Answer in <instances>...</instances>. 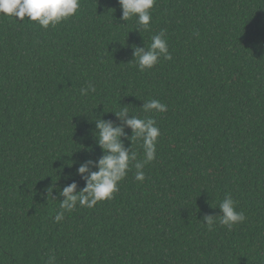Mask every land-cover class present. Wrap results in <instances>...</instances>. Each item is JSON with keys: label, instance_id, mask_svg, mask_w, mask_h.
<instances>
[{"label": "trees", "instance_id": "trees-1", "mask_svg": "<svg viewBox=\"0 0 264 264\" xmlns=\"http://www.w3.org/2000/svg\"><path fill=\"white\" fill-rule=\"evenodd\" d=\"M150 11L139 31L118 0H80L47 29L0 14V264H264V0ZM162 30L172 58L141 71L133 47ZM152 99L167 111L145 112ZM122 105L160 130L144 181L132 161L112 199L55 221L62 197L41 194L68 176L84 186L77 167L102 154L93 120L120 124ZM229 194L246 220L209 231Z\"/></svg>", "mask_w": 264, "mask_h": 264}, {"label": "clouds", "instance_id": "clouds-1", "mask_svg": "<svg viewBox=\"0 0 264 264\" xmlns=\"http://www.w3.org/2000/svg\"><path fill=\"white\" fill-rule=\"evenodd\" d=\"M155 0H118L121 8L122 21L135 18L139 30H148L151 22V9ZM80 7V0H0V14L14 17L18 21L25 18L32 22H37L44 29L55 27L63 20L74 16ZM133 58H135L138 68L143 71L151 69L163 57L170 60L171 54L168 51V44L165 32L151 37V43L145 47H133ZM93 85L80 90L81 95L95 92ZM142 108L145 112H166L167 106L158 100L152 99L143 102ZM120 124L112 120L95 118V130L93 136L96 145L101 150V155L95 160H86L79 164L76 175L83 181V187L78 189V183L71 176L65 177L71 182L66 183L62 188L57 181L51 184L41 194L45 200L51 197L53 200L60 199V210L57 211L54 220L64 219L66 212L73 211L77 205L81 207H94L98 202L112 199L113 194L119 191L118 184L122 181L130 168V163L135 161V180L143 182L145 179L144 166L155 159L156 143L160 136V130L156 126L154 118H141L138 115H131L129 109L123 105L119 111L111 112ZM125 127L130 129L131 135L125 132ZM130 141V145L125 147L124 140ZM141 141L144 152L143 160H137V153L131 150L132 141ZM58 195H53V191ZM219 214L205 215L202 222L213 229V225L218 221L220 225L231 230L234 225L243 223L246 216L242 211H237L235 201L231 195H225L218 205ZM55 255H50L47 264H54Z\"/></svg>", "mask_w": 264, "mask_h": 264}]
</instances>
